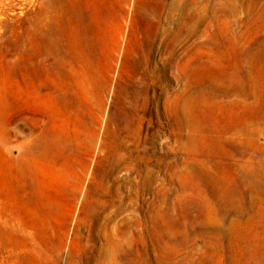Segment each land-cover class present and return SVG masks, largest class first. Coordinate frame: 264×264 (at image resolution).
I'll return each instance as SVG.
<instances>
[{"label":"rangeland","instance_id":"1","mask_svg":"<svg viewBox=\"0 0 264 264\" xmlns=\"http://www.w3.org/2000/svg\"><path fill=\"white\" fill-rule=\"evenodd\" d=\"M0 264H264V0H0Z\"/></svg>","mask_w":264,"mask_h":264}]
</instances>
